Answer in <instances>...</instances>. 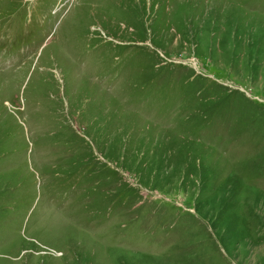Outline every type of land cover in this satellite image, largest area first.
<instances>
[{"label": "rangeland", "instance_id": "obj_1", "mask_svg": "<svg viewBox=\"0 0 264 264\" xmlns=\"http://www.w3.org/2000/svg\"><path fill=\"white\" fill-rule=\"evenodd\" d=\"M0 264H264V0H0Z\"/></svg>", "mask_w": 264, "mask_h": 264}]
</instances>
